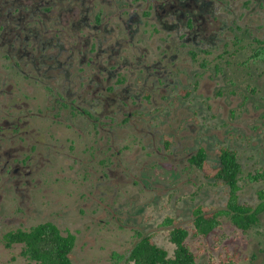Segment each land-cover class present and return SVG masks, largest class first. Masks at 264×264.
I'll return each mask as SVG.
<instances>
[{
    "label": "rangeland",
    "instance_id": "obj_1",
    "mask_svg": "<svg viewBox=\"0 0 264 264\" xmlns=\"http://www.w3.org/2000/svg\"><path fill=\"white\" fill-rule=\"evenodd\" d=\"M242 1L226 10L228 25L221 33L225 40L203 49L192 45L194 54L180 51L178 69L165 88L145 89V105L133 109L134 117L114 115L118 126L113 142H104L90 117L77 111L70 110L66 117L74 127L34 117L44 134L49 130L44 137L55 147L49 159L33 165L22 180L11 169L0 170L1 264H35L23 255V244L6 247L2 238L8 231L45 221L76 235L70 254L74 264H132L128 255L144 234H152L173 256L176 245L165 218L173 216L191 229L195 206L221 208L228 198L227 186L190 160L199 147L214 165L220 162L221 145L235 149L243 167L240 200L252 205L260 201L264 179L253 180L249 174L264 169V56L257 53L264 46V4L254 9L246 2L238 5ZM96 2L105 16L116 11V0H86L85 6ZM78 8L74 2L57 5L49 22L50 28L59 21L58 27L64 26L65 45L75 55L84 34L72 25ZM150 22L141 24L137 41L154 50L163 41ZM121 25L112 20L117 37L126 29ZM74 65L76 72L78 63ZM95 88L87 87L83 97ZM21 95L46 109L43 85H37L32 96ZM107 112L95 108L92 115L101 113L104 120ZM260 217L247 231L224 215L209 235L191 232L188 243L196 264H264V212Z\"/></svg>",
    "mask_w": 264,
    "mask_h": 264
},
{
    "label": "flooded vegetation",
    "instance_id": "obj_2",
    "mask_svg": "<svg viewBox=\"0 0 264 264\" xmlns=\"http://www.w3.org/2000/svg\"><path fill=\"white\" fill-rule=\"evenodd\" d=\"M117 1L114 14L105 16L98 12L100 3L85 6L86 0H0L1 172L11 169L22 180L28 169L53 153L55 144L44 137L50 132H42L35 116L74 127L66 117L70 110L77 111L90 117L94 132L104 142H113L114 126H118L114 115L134 117L133 109L145 105V89L165 88L178 69L180 51L194 54L192 45L203 49L207 43L226 39L221 36L228 25L226 10L236 0ZM65 2L79 7L72 17V25L84 33L82 47L76 44L77 55L65 45L60 21L53 24L55 29L49 27L54 9ZM245 2L254 9L264 4L263 0H243L238 5ZM114 19L126 28L121 37L112 26ZM147 21L157 25L154 30L163 41L154 50L137 41L141 24ZM39 84L44 86L46 109L21 95L32 96ZM94 84L96 88L84 98L86 88ZM95 108L108 110L104 120L101 113L92 115Z\"/></svg>",
    "mask_w": 264,
    "mask_h": 264
},
{
    "label": "trees",
    "instance_id": "obj_3",
    "mask_svg": "<svg viewBox=\"0 0 264 264\" xmlns=\"http://www.w3.org/2000/svg\"><path fill=\"white\" fill-rule=\"evenodd\" d=\"M258 55L264 56V46L257 50ZM165 146L169 148L170 140ZM220 162L214 165L207 160V151L199 147L191 157L208 177L227 186L228 198L224 207L218 208L198 204L193 208V227L190 229L180 223L178 219L168 215L164 223L171 225L170 239L176 245L173 256L166 248L159 246L152 234L140 235L128 255L132 264H196L197 255L188 243L192 232L196 236H207L220 224L221 217H230L233 224L247 231L260 222L264 212V191L260 193V201L256 205L243 203L240 200L239 184L243 167L238 159V153L226 145L217 150ZM253 180L264 179V169H258L249 174ZM3 243L12 247L16 243L23 244L22 253L35 264H74L70 254L76 243V235L72 232L63 233L53 221L41 222L30 229L8 231L4 234ZM1 264V263H0Z\"/></svg>",
    "mask_w": 264,
    "mask_h": 264
}]
</instances>
